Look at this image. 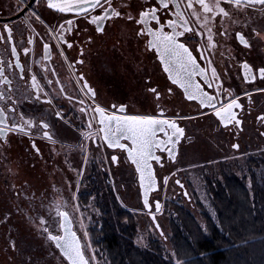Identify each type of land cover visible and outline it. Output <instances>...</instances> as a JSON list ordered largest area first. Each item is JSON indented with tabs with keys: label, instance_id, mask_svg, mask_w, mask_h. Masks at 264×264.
I'll use <instances>...</instances> for the list:
<instances>
[{
	"label": "snow or ice",
	"instance_id": "6c2138e0",
	"mask_svg": "<svg viewBox=\"0 0 264 264\" xmlns=\"http://www.w3.org/2000/svg\"><path fill=\"white\" fill-rule=\"evenodd\" d=\"M7 12L8 18H2L4 9H0V42L10 46V56L15 59L6 60L0 55V140L7 144L10 133L24 135L39 153L36 137L53 145L58 143L57 133L53 131L56 121L50 120L52 115L78 127L81 143L69 147L81 149L85 165L93 153L100 152L101 168L105 169L107 164L105 170L113 177L112 165L134 169L142 206L133 207L132 211L146 214L150 218L148 229L158 230L167 241L157 215L163 205L156 193L161 186L167 189L170 179L181 172L176 165L181 163L183 141L192 139L187 135V125L195 127L200 119L214 117V123L221 129L235 130L239 136L247 119L245 112H253L255 95L264 96V87L253 86L258 81L264 83V59L258 64L249 60L240 62V79L245 86L242 91L227 82L231 79L230 69L225 66L220 72L214 59L222 46L218 38L225 43H238L244 49L264 51V0H17L14 5H8ZM117 22H123L129 30L128 42L142 43L144 52L152 55L158 61L157 67L166 74L163 86L145 85L142 95L148 105L146 111L133 112L122 102L107 106L83 72L76 77L78 93H69L53 62L58 56L69 67L82 65L85 49L95 43L96 34L106 35L109 27ZM38 40L43 49V55L34 62L39 65V72L32 64L22 63L20 57L21 51L25 56L34 53ZM77 44L79 58L70 59L67 50ZM143 77L151 84L152 76L147 70ZM17 78L25 85L23 92L14 85ZM55 85H60L59 90ZM242 97L247 99V106ZM25 102L46 103L53 106L54 112L39 113V109L26 112L22 110ZM186 106L188 112H185ZM254 118L259 135L264 137V105ZM75 120H79L78 126ZM229 146L236 151L232 156L225 154L224 160H238L245 155L238 142ZM0 160L10 163L2 153ZM212 163L205 159V164ZM68 166L73 168L70 163ZM188 166L195 167L191 162ZM73 170L78 177L84 171L83 168ZM161 170L168 175H162ZM174 183L184 189L181 179L176 178ZM14 188L17 196L21 195L20 188ZM183 195L190 198L187 190ZM27 199L30 205L36 204V197ZM38 199L39 206L27 209L30 231L38 233L49 247L54 245L60 254V264H109L103 252L93 245L85 223V220L92 221L91 212L98 211L91 207L95 197L88 205H81L77 189L70 198L74 203L48 201L47 192ZM116 199L128 207L119 194ZM14 206L17 212H23L18 204ZM12 215L11 208L0 211L4 222L11 223ZM77 222L79 228L74 227ZM81 229L83 236L79 235ZM4 248L5 264H36L33 254L28 253L25 258L27 250L22 252L11 233L5 239ZM168 264H190V261L174 246L169 251Z\"/></svg>",
	"mask_w": 264,
	"mask_h": 264
},
{
	"label": "flooded vegetation",
	"instance_id": "af4514ba",
	"mask_svg": "<svg viewBox=\"0 0 264 264\" xmlns=\"http://www.w3.org/2000/svg\"><path fill=\"white\" fill-rule=\"evenodd\" d=\"M16 2L17 0H0V9H4L2 18H8V5H14ZM49 18L51 19V17ZM11 19L15 20V17H11ZM21 19H24V17H21ZM53 23H55V20H53ZM39 27L43 30V26ZM125 29L126 27L123 22H117L109 27L106 35L97 33L95 43L87 46L85 49L83 57L84 63L82 65L73 64L69 67L68 62L63 61L62 58L58 56L53 58V62L55 63L57 71L60 75L61 83L65 86V89L69 93L73 95L78 93L79 89L76 84V77L79 73L83 72L90 84L99 90L100 99L105 102L107 106L110 107L112 104H119L122 102L128 104L129 109L133 112L148 110L147 102L144 100L142 95L144 87L145 85L151 87L157 84L163 86L166 82V74L163 73L162 69L157 67L158 61H156L152 55L144 52L142 43L138 44L136 41L135 44H131V42L129 43L131 46L124 44L123 40L128 39L129 36V32H126ZM218 40H220L222 46L217 49L214 56L216 66L220 72H223L224 67L227 66L230 69L231 75V79L227 82L232 84L234 88H239L242 91L245 86L240 79V62L243 60H249L250 62L258 64L261 59H264V51L257 49H244L243 46L238 43H233L231 41L225 43L222 38H218ZM134 51H136L135 54ZM136 54L138 56V61L133 58V55ZM0 55H3L6 60L11 58L14 61L15 59L10 56V46H6L2 42H0ZM42 55L43 49L39 40L35 45L34 53H29L25 56L22 51L20 52L21 62L26 65L32 64L34 69L38 72L39 65L34 62L39 60ZM67 55L70 59L73 57L79 58V44H77L74 49L67 50ZM229 55L231 56L230 60ZM134 61H136V63L133 66ZM225 61H227V65L225 64ZM145 70H147V72L152 76L151 84H149L147 79L143 77ZM135 72L140 73V75ZM137 76L141 78V85L138 89L137 83L139 82L136 78ZM14 85L19 88L20 92L24 91L25 85L23 81H20L18 78L14 81ZM253 86L264 87V83H260L258 81ZM55 87L59 90L60 85H55ZM138 92H141L139 93L142 98L141 100L136 99L135 93ZM254 98L256 99V104L253 106V112H245L247 119L244 123V130L239 134V136H237L235 130L221 129L217 123H214V117L210 119H200L199 122L196 123L195 127H193L192 124H188L186 129L187 135L192 139L191 141H183V154L180 156V160H182L183 157H187L185 160L199 162H205V159L213 162L236 161L224 160L223 156L225 154L229 156L234 155L236 150L231 149L229 145L230 143L237 142L241 145L240 151L245 154L244 156L247 155L248 158L252 157L255 153L261 152V150H263L262 147L264 146L263 143H258L257 140H264V137L259 135L257 131L259 125L254 117L259 114L260 106L264 105V96L257 93ZM241 99L245 106H247V99L244 97ZM59 102L61 101L58 100V103ZM136 102L138 105H135ZM63 103L65 104V107H68L66 100H63ZM140 103H142L143 108L139 107ZM169 107L171 108L172 105L170 104ZM34 109H39V113H43L45 110L54 112L53 106L46 103L43 105H31L30 102H25V107L22 110L31 112ZM185 112H188L187 106L185 107ZM69 116H72L71 112L69 113ZM50 120L56 121L53 131L57 133L56 139L58 143L53 145L51 142L44 140L42 137H36L37 146L41 149L39 153L32 149L31 141L27 136L10 133L7 144H4L3 141L0 140V153H2L3 156L8 157L10 162L5 163L3 160H0V176H2L3 193L6 194L7 197L12 194L15 198L17 197L18 200L20 198V203H29L27 197H36L37 200L35 205H30V203L29 206L25 203H23L24 206L20 205V208L25 210L32 206H38V198L45 192H47L48 201H52L54 199L64 200L67 188L68 190L70 188V169L67 167V164L72 161V150H78L80 152L81 160L80 168L84 169L83 174L88 172L90 183H93L92 187L94 188V192H86L80 191L79 188L76 187L74 192L76 193L78 189L79 203L81 205H87V201L90 200L89 198H91V195L96 194L97 187L99 188L101 185L104 186L106 194H110L117 203V194L113 193L111 190V192L108 193L106 190V187H111L112 184H114V178L105 170L108 167L107 164H105V169L101 168L100 159H98V157L101 156V153H93V158L85 165L81 149L77 147H69L70 145H79L81 143L82 138L80 137L78 127L73 126V124H66L63 121H59L54 115L50 117ZM74 123L78 126L80 122L79 120H75ZM189 144H191V147H189ZM250 144H252L253 147H251ZM91 147L94 149L95 145L93 144ZM110 151L111 150H109V152ZM190 151H192V153ZM55 160L59 163L57 164ZM238 160H242V157ZM12 161H14V165H12ZM39 165L41 169H39ZM55 167L60 169V172L63 171L62 176L60 172L57 173L54 171ZM111 168L112 170H117L116 165H112ZM33 169L40 170V172L37 173V176L32 173ZM130 170L135 176L134 169ZM161 171L162 175H168L166 171ZM83 174L78 177V180H81ZM102 176L105 177L106 180L108 178L106 181L107 184L104 182V178H101ZM61 177L64 180L63 184L59 181ZM175 179L176 178L173 179L172 183H174ZM136 184L138 186L137 179ZM14 186L20 188L21 195L17 196ZM184 190L187 189L184 187ZM184 190L182 191V195ZM56 194L57 196H55ZM83 194H89L88 199L83 198ZM21 196L23 199L26 198V201H22ZM9 200L10 199L8 198V203L10 202ZM5 202V200H0V204L2 206L0 211H2L5 207H3V205H6ZM11 203H13V201H11ZM54 215L55 213L53 212V216ZM12 218L13 216L11 217V220ZM22 221V218L18 219V223L21 224ZM17 226L18 225H13L12 222H4L3 217L0 216L1 247H4L5 239L9 233L17 239L18 246L20 247V237L23 234L21 233L20 235ZM79 235L82 236V233L79 232ZM44 241L50 249H47V251L52 255V257L57 256L60 261L59 251L54 250V245L49 247L48 242L45 239ZM30 247L33 248L34 246L32 245ZM32 250L34 251L31 252V254L35 257L36 264H39L37 257L41 254V252L38 247ZM47 255H45L46 258ZM1 258L4 259L0 256V264H5V261ZM17 259H20L19 255ZM44 264L48 263L44 262Z\"/></svg>",
	"mask_w": 264,
	"mask_h": 264
},
{
	"label": "trees",
	"instance_id": "16d2710c",
	"mask_svg": "<svg viewBox=\"0 0 264 264\" xmlns=\"http://www.w3.org/2000/svg\"><path fill=\"white\" fill-rule=\"evenodd\" d=\"M255 161L249 163L258 167L261 162ZM251 175L255 177L254 172ZM96 192H101L103 216L100 223L89 225L88 231L93 245L106 252L109 263L168 264L157 240H151L148 248L134 244L135 213L116 203L103 185ZM211 193L216 219L204 214L207 234L186 209H177L179 223L170 224L172 248L179 247L190 264H264V188L259 187L252 196L242 180L224 173L223 182L211 186ZM82 196L88 199L89 194Z\"/></svg>",
	"mask_w": 264,
	"mask_h": 264
},
{
	"label": "rangeland",
	"instance_id": "374dc122",
	"mask_svg": "<svg viewBox=\"0 0 264 264\" xmlns=\"http://www.w3.org/2000/svg\"><path fill=\"white\" fill-rule=\"evenodd\" d=\"M125 31L129 32L127 28L125 29ZM123 42L124 44L131 46L128 42V39L123 40ZM131 42H130L131 44H135L136 40H131ZM135 52L136 51H134V54ZM133 56H134L133 57L134 60L138 59L137 54ZM135 63L136 61H134L133 66L135 65ZM136 74L140 75V73H136ZM136 78L138 79V82H139L137 83V86H138L137 89H138L139 86L141 85L140 83L141 78H139V76H137ZM139 93L141 92L135 93L136 99L141 100L142 98ZM135 105H138L137 102ZM139 107L143 108L142 103L139 104ZM257 142L263 143V146H264L263 139L257 140ZM250 146L253 147L252 144H250ZM262 148L264 150V147ZM190 152L192 153V151ZM71 153H72L71 154L72 161L70 164H72L73 168L70 169L68 166L69 164H67V167L70 169L71 185H70L69 190L67 188L66 195L64 196V200H68L69 202L74 203V201H71L70 198L72 194L75 193L74 190L76 189V187H78L80 191H86V192H94V188L92 187L93 183H90L88 172H85L83 174L81 180H79L80 183L77 185L78 176L76 174V171H74L73 169H77L81 167L80 152L78 150H74V151L72 150ZM252 157L248 158L246 155L242 157V160L213 162L210 165L205 164V162L185 160V158L187 157H183L181 160V163L176 165V168L181 169V172L178 174V178L182 180V183L184 184V187L187 189L190 198L182 195V191L184 189H181L180 186H177L174 183H172L173 179L177 177H172L170 179L167 189L161 186L159 191L156 193L159 199L163 202V210L160 214H158V219L162 225V228L167 234V237H168L167 241H165L159 235L158 230L151 231L148 229V223L150 221V218L147 217L146 214L135 213L136 234L133 238L134 244L140 248H148L151 240H157L161 248V253L163 257L168 259L169 251L172 249L171 241H170L171 234H172L170 224L172 221H177L179 223V221L177 220V216L179 214L177 209L178 210L186 209L192 215V217L197 221V223L201 226L202 231L205 234H207V225L204 219V214L209 215L213 220L216 219V212H215V208H214L215 206H214L213 197L211 193V186L216 187L217 183H222L224 173L235 175L240 180H242L244 186L246 187V189L249 191L250 195L252 196L258 190L259 187L264 188L263 186H261L262 184H264V151L255 153L252 155ZM251 158L256 159V161L250 160ZM251 161H255L257 162V164L258 162H261V163L258 165V167H256V166H253V163L252 165H250L249 162ZM55 162L57 164L59 163L57 160H55ZM189 162L194 164L195 167H189L188 166ZM12 165H14V161H12ZM39 169H41L40 165H39ZM54 171L59 173L60 169L55 167ZM112 171L115 173L113 178H114V184L116 185V188L114 189L113 184H112L111 187H106L107 192L110 193L111 191H113V193L117 195L119 194L123 198L124 204L128 205L130 210H132L133 207L142 206L141 200L138 197V186L136 184V177L132 174V171L130 170V168L126 165H123L117 168V170L113 169ZM38 172H40V170L38 169H33L32 171V173H34L35 176H37ZM62 172L63 171L60 172L61 176H62ZM251 172L255 173V177L251 175ZM28 173H31V172H28ZM101 178H104V182L107 184L106 181L108 180V178L107 180L103 176ZM257 178H260V181ZM59 181L62 184L64 182L62 177L60 178ZM2 188H3V182H2V176H0V200L2 199V201L3 200L6 201L5 202L6 205H3V207L4 206L5 207L2 209V211H4L7 208H11L12 210L13 218L11 222L13 225H18L17 226L18 232L20 233V235L21 233L23 234L20 237V249L22 250V252H24V250H27L26 252H24L25 258L28 253H31L34 251L32 249H36V247H38L41 252V254L37 257L39 264H44V262L48 264H60V261L58 260L57 256L52 257V255L47 251V249L49 248L46 245L44 239L41 238L38 233L34 231H30V225L27 220V210L22 209L23 210L22 213L17 212L14 205L18 204L19 206L20 205L24 206L23 203L25 202L20 203L21 201L20 198L18 200V198L17 197L15 198V196H13L12 194H11L12 196L8 195L7 197L6 194L3 193ZM65 189H66V186H65ZM55 196H57V194ZM92 197H95V201L92 203L91 207L98 209V211L91 212V216H92L91 222H88L87 220H85L87 229L89 225H92L94 223H100V220L103 216V211L100 209V205L103 200L101 198V192H96V194L91 195V198ZM8 198L10 199L9 203H8ZM23 200L26 201V198L24 199L22 198V201ZM11 201H13V203H11ZM89 201H88V204H89ZM25 204H28L29 206V203H25ZM119 204H120V201H119ZM1 207L2 206L0 204V208ZM20 218L23 219L21 224L18 223V219ZM75 227L79 228L78 222L76 223ZM79 232L82 233V236H83V229H81ZM138 238H139V242H138ZM32 245L34 246L33 248L30 247ZM166 247L168 251H166ZM98 250L103 252V250H100V249ZM45 255H47V258L45 257ZM103 255L104 257L107 258L105 251L103 252ZM0 256H2L4 259L2 258L1 259L5 261V248L1 246H0Z\"/></svg>",
	"mask_w": 264,
	"mask_h": 264
},
{
	"label": "water",
	"instance_id": "95a60500",
	"mask_svg": "<svg viewBox=\"0 0 264 264\" xmlns=\"http://www.w3.org/2000/svg\"><path fill=\"white\" fill-rule=\"evenodd\" d=\"M141 203H142V201H141Z\"/></svg>",
	"mask_w": 264,
	"mask_h": 264
}]
</instances>
